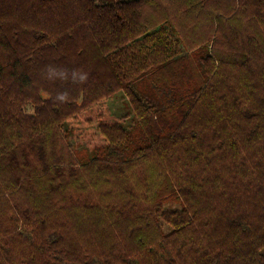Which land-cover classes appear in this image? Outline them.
Returning <instances> with one entry per match:
<instances>
[{
    "label": "trees",
    "instance_id": "1",
    "mask_svg": "<svg viewBox=\"0 0 264 264\" xmlns=\"http://www.w3.org/2000/svg\"><path fill=\"white\" fill-rule=\"evenodd\" d=\"M0 264H264V0H0Z\"/></svg>",
    "mask_w": 264,
    "mask_h": 264
},
{
    "label": "clouds",
    "instance_id": "2",
    "mask_svg": "<svg viewBox=\"0 0 264 264\" xmlns=\"http://www.w3.org/2000/svg\"><path fill=\"white\" fill-rule=\"evenodd\" d=\"M46 78L49 80L59 79L61 81H65L68 79V72L66 69H58L53 66H48L46 69ZM71 79L73 83L83 84L88 79V73L82 71H73L71 73ZM55 101L60 103H65L68 100L67 91L58 92L54 98Z\"/></svg>",
    "mask_w": 264,
    "mask_h": 264
},
{
    "label": "rangeland",
    "instance_id": "3",
    "mask_svg": "<svg viewBox=\"0 0 264 264\" xmlns=\"http://www.w3.org/2000/svg\"><path fill=\"white\" fill-rule=\"evenodd\" d=\"M109 106L117 116L124 118L123 124L126 127H129L130 125H132L134 121V115L132 114L130 105L124 93L118 92L111 99H109Z\"/></svg>",
    "mask_w": 264,
    "mask_h": 264
}]
</instances>
